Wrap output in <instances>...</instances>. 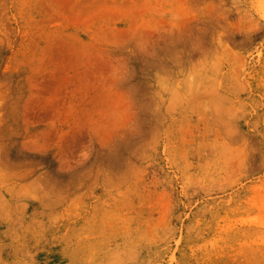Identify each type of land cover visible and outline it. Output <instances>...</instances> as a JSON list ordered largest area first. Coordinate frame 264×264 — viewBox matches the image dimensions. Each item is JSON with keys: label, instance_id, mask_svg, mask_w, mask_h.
I'll return each mask as SVG.
<instances>
[{"label": "rangeland", "instance_id": "rangeland-1", "mask_svg": "<svg viewBox=\"0 0 264 264\" xmlns=\"http://www.w3.org/2000/svg\"><path fill=\"white\" fill-rule=\"evenodd\" d=\"M0 264H264V0H0Z\"/></svg>", "mask_w": 264, "mask_h": 264}]
</instances>
